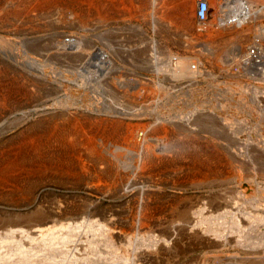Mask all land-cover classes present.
<instances>
[{
	"label": "bare ground",
	"instance_id": "obj_1",
	"mask_svg": "<svg viewBox=\"0 0 264 264\" xmlns=\"http://www.w3.org/2000/svg\"><path fill=\"white\" fill-rule=\"evenodd\" d=\"M145 1L151 3V5L155 8L158 4L160 5L159 10L161 11V13H163V15L162 17L160 15L156 16H158L157 18H160L161 21H166L168 24H175V26H177L178 28L180 27L183 30L185 29L189 32L192 27H196V29L200 27L199 30L205 29L207 31L205 34L207 35V37L211 38L209 39V42L207 41V46L209 47L207 50L211 51L216 49L214 50L215 53L213 52V56H211V60L214 59L215 63H222V55L224 52L226 53L229 50L228 48L230 47L229 41L231 42L233 40L231 44L233 42H237L232 44V47L234 46L233 48L235 52L233 51V54L231 53L233 61L235 56H240V60L238 61V63L234 61L236 67L239 69L245 66H258L255 69L256 71H259L258 75H260V79L264 80V27H254L255 25H252V22L254 24V21L257 18L264 17V0H262L261 2L259 0H206L209 4L208 17L206 20H200L196 15V20L199 25L193 24L191 18L194 17V8L196 7L195 10L197 11L198 3L200 0ZM78 3L79 0H0V49H17L16 42L10 39V36L6 37L7 35L4 36V34H2V31L6 30V26L9 21L10 26L8 27L10 28H7L12 31L20 29V27L33 30L34 26L32 25L37 19L39 20V18H49V15L54 12V10L56 11L55 13L58 14L61 21L65 18L67 13L69 14L71 12L76 14L77 12L74 11L79 7L80 4ZM119 3L120 2H118V4ZM101 4L102 0H81V6L86 5V7H90L91 9L89 10H92L93 14L95 13V15L97 16H102V12H104L105 14V7L107 5ZM81 6L79 7L80 9ZM133 7L134 4H132L131 7L132 11H134ZM107 9L108 7L106 8V11ZM123 9L124 7L122 8V10ZM85 10H87V8H85ZM147 10L149 11V7ZM79 13L83 14L79 16V18L82 17L80 18L81 23L87 25L88 23H86V20L89 18L86 19L87 16L84 12ZM147 14L149 16V13ZM157 18L155 17V19ZM152 25V28L154 27L155 29H157V25H154L153 22ZM38 27H35V29H38ZM30 33L33 34V31ZM201 34L197 33L196 36ZM19 35L21 34L19 33ZM193 35L194 34H192V37ZM246 35H248L250 39L257 38V40H255L254 42V45L251 44L253 43V41L250 40L251 42H249L248 40L249 44L252 45L251 48L248 47L249 44L245 45L242 42L243 38H245ZM31 37L33 38V36ZM63 37L64 35L62 36V39ZM192 37L189 38L191 39ZM62 39H60L61 42L59 41L56 45V50L52 52L49 51L51 54V63L50 61L47 62V68H45V70L42 69V75L40 74L42 76L40 79V81H42V89L45 92V96L48 99L51 98L53 100L52 105H54V110L55 108L57 109V114L53 111L55 115L53 119H51V121L49 120V118L45 120V122H43L40 126H35L36 129H34V132L32 134L30 132V136L26 140L24 139V141H22L19 145L20 147L18 152H5L3 150V153H6L5 156L7 155V157H5V159L3 157L4 160L2 159L3 162L1 161L2 163L0 164V189H4L1 186L4 182L11 181L13 178L18 179L19 182L22 181L24 175L26 178L27 175L30 174H32L33 176L40 175L41 177L42 175L48 176L58 185L67 184L66 182L69 180L66 179H73L75 181L78 180L80 176L85 175L88 177V179H91L89 184L85 186V189L88 193L98 191L99 193H103L102 195H104V193L109 194V199L111 198V202L114 203L111 205L108 204L107 206L103 207L104 205L100 206V203L91 201L87 196V198L85 197L82 200L79 199V201L81 200L80 219H76L70 222L71 224L69 223L70 225H68V228H65L66 230H64L63 227V231H61V229L59 231H56L58 230V228H54L55 230H51L50 228L46 230L48 234L46 233L45 235H43L42 232L43 236L26 234L24 236H21L22 238H15L14 236L17 230V227L15 228L14 225L15 223L12 224L10 221L4 223L5 225L3 229H6L8 231H6L8 235L5 234L6 237H4L5 235L3 236L4 238L2 242L5 239L7 242V247L6 245L4 247L0 246V264H145L146 260H153V258H155L154 255L156 256L159 252L163 255L170 253L173 249V243L175 244V248L177 247L176 245H180V242L177 241L178 238L176 239V241L174 240L175 242L171 243V241L164 236L161 237L157 235H148L147 237H145V234H142L139 231L135 234H129V232H124V228H122L121 226H123L124 223H129L132 227L137 228V226H139L141 229L143 227L145 228L147 224L149 225L148 222H162L159 214L163 213L167 209L169 210V215H167L168 217L166 219V222L168 223V226L171 230L183 229L184 236L187 235V238H191L192 242L195 241L196 243L197 240L203 241L206 233H208V230H210L207 228L208 225H212L213 223L216 224L213 221H215L217 218H214L213 215V218L208 216V213H210L209 208L211 206L209 196L205 192H207V187L210 184V181L213 180V176L218 175V172L220 171L217 170L218 167L222 166L225 161L227 163L223 151L217 145L212 144L213 140H211V138L209 137L211 133L208 130V125L210 123V119H213L211 117L212 114H210L207 110L210 101H203L201 103L202 110L203 108L206 109L205 112L202 111V114L198 115V109H189V112L183 115L179 112V109H181V104L179 107L178 103L179 100L178 102H176L177 100H175L171 103H167V101L165 100L166 103L162 101V103H160L162 97L161 94H168V91L165 92V89L163 88L160 92L156 93V95L155 93H147L145 96L139 97V94L141 95L143 90L146 91L148 87V85L141 80H138V82L136 83V90H133V88V91L129 90L130 94H127L129 99H131V103L135 106L132 109L136 108L139 111L137 113H132V111L128 113H120L119 111H117V109H107L100 101H91L90 97L85 98L84 101L80 100L76 103L74 101L68 100L67 98L62 99L60 98L59 94L64 91L66 92V89L70 86L69 83H71L69 79L75 77L76 74L81 72V67H85L87 69L86 79L92 81V84L96 82L93 86L97 85V83L99 85L102 84L103 81L101 78H104L103 76L108 75L114 67L112 61L113 58L111 59L106 57L105 55L99 53V51L89 47L88 45H86V47H88L89 50L85 49L81 52V49L74 48V46L81 48V43L77 42L76 40L69 41ZM152 39L153 46H156L157 41L154 40V38ZM27 43L28 42H26V45ZM18 45L19 44H17V46ZM11 52L12 51H10L9 53ZM165 53L166 54H163L162 52H159V50L154 51L153 56H151V59L149 58L148 61V63H150L149 68L152 69V72H155L156 79L158 80V83L160 85L161 79L166 76L165 73L167 72V70H169L167 66L169 62L173 61V63H176L178 66L185 65L181 67H188L189 69H191L189 66L192 65L190 60L183 59L176 53H173L171 51H167ZM208 55L211 54L209 53ZM15 56L16 57L14 58H17V55ZM130 57H133V55H130ZM47 58L48 56L46 57V59ZM132 60L134 61L133 58ZM21 61L23 62V60ZM138 61L141 60L138 59ZM220 64H218V66ZM261 65L263 67H261ZM9 67L12 68V65L8 66V69ZM225 69L226 71H229L228 67H225ZM37 73L39 72H36V74ZM36 74H33L32 79L34 80H31V82L34 84L36 82V78L34 75ZM109 79H112L113 83L117 81L122 82L121 77L119 78L118 76H113V78ZM85 84L87 83L85 82L81 88H84L82 90V93L85 92L87 94V88ZM138 86L142 87L139 88ZM137 87L139 90L137 89ZM81 88L78 87L77 89H74V92L78 93L79 91H81ZM217 89H219L217 90L218 94L220 95L219 97L228 98L229 100L234 101L233 95L225 94V91L220 87H217ZM126 92H128V90H126ZM252 97L253 99H251L253 101L251 102H256V91L253 92ZM175 102L176 104L174 105ZM0 104L2 103L0 102ZM214 108L215 112L217 113H225L223 112L221 104L218 107L214 106ZM81 109H94L95 113L97 114V118H93L94 116L92 115V117L91 115H88V113H86L87 115H85V113L84 115H81ZM143 117L147 119V123L140 122L141 124H138V122H135V124H133L129 121V124H126L122 120H120L129 118L130 120L131 118L140 120ZM126 121L127 120H125V122ZM124 125H126V128L124 127ZM192 125L195 127L198 126L197 129H199V131L196 129L193 131V134H191L190 130L193 129ZM171 128L173 129L172 131H170ZM180 135H182L184 138H181ZM247 156L249 155L247 154ZM213 169L215 170L214 173ZM232 175H230L232 176L229 177L230 179H234L237 184H240L241 187H246V189H248V191L251 193L250 197L245 196V200H247L248 198V202L250 203V208H252V210H246L245 208L247 206L245 207V205H243L245 208L240 210L235 209L236 211L231 210L227 211L226 213L224 210V212H221L224 214H221V217L219 216V213L218 218L227 219L226 224L227 226L228 224H230L229 226L231 230L229 233L223 234L220 231H217L215 232V238L217 243L223 245L236 243L237 245L242 247V249L247 251V255L249 254L252 257V259L250 257L251 260L248 259V261H250L248 264H261L259 262V259L264 258V229H260L257 224L259 222H264V203L260 202V199L264 200V192L260 190V187L254 188L253 186L255 184L249 185L247 182L244 183V179L242 178L243 176L236 173ZM164 178L171 179V181H166V179ZM164 183L166 185H172L170 186L171 190L173 187H176L180 192H182V194H186V200H191L192 198H194L193 196H198L196 203H199L200 201V205H194L192 203L193 205L181 206L176 200V198L178 199V197H173V193V195L171 194L170 197L168 196L169 198H167V200L162 201L164 197L161 199L156 190H158V188L160 187L164 188ZM51 186L53 187V185ZM59 187L62 186L56 185V188ZM138 187L140 191L136 194H132L131 191H136V188ZM31 188V185H26L24 186V188L22 187V189L20 187L19 189L14 188L12 190H22V192L25 191L30 193ZM121 191L123 192V194H119ZM198 191L200 195H194ZM236 194H238V192ZM87 195L90 196L91 194ZM54 196L52 195V197ZM63 196L65 195H62V197ZM243 196L244 193L240 198L236 197V195H234L233 197L234 199H237L238 202V200ZM58 199L60 200V197ZM52 200L56 201V199L54 200V198ZM115 200L119 204H116ZM127 201L130 202V208H127L128 213H126V209L123 208V203H126ZM64 202L58 201L56 202L55 206L52 202L53 208L50 210V214H48V220H50L52 224H63L68 220L66 216L69 214V210L71 209L72 211L73 209L69 208L68 206L71 201L70 203L68 202L69 204L67 206H65ZM72 204L74 203H71V205ZM36 212L37 211L33 213ZM125 213L127 215H125ZM47 217L48 216H46V219ZM68 217L70 218V216ZM29 218L32 217L30 216ZM29 218L28 220H30ZM42 218L44 217H39V219ZM161 218L164 219L165 217L163 218L161 216ZM34 220L35 219H33V221H30L34 222ZM246 220H249L252 223V226L249 229H245L242 224V221L246 222ZM203 225L205 226L202 227ZM219 225L222 226L221 224ZM139 227L137 229H139ZM224 229L226 230V228ZM235 236H237V238H231ZM0 237L2 238V236ZM18 237H20V235ZM13 239L16 240V242H12ZM32 239L37 241L34 248L30 245L31 249L29 251H23L20 249L21 247L26 246L28 243H31ZM145 244L147 245L146 247H144ZM46 247H50L51 249L53 248V250L57 252V254L63 253L64 255L62 254L59 257V254L57 255L56 253L55 256H53L54 254L50 255L45 251H40L45 249ZM150 247H153V250L149 249ZM155 249H157L158 251L155 252ZM78 253L81 254V257L77 255ZM206 255L208 256V254ZM202 262L203 260L201 261V263Z\"/></svg>",
	"mask_w": 264,
	"mask_h": 264
},
{
	"label": "rangeland",
	"instance_id": "obj_2",
	"mask_svg": "<svg viewBox=\"0 0 264 264\" xmlns=\"http://www.w3.org/2000/svg\"><path fill=\"white\" fill-rule=\"evenodd\" d=\"M130 1L131 0H126V1L125 0L123 1L122 0H117V1L116 0H104V1L102 0V4L107 5L105 7V14L104 12H102L101 14L102 16H97L95 15V13L93 14L92 10L91 11L89 10L91 9L90 7H86V5L81 6V0H79L78 4H80L79 7L81 6V9L78 7L77 10L79 11L77 10L74 11V12H77L76 14L71 13V12L69 14L67 13L65 18L61 21L59 19L58 14L55 13L56 11L54 10V12H52L49 15V18H39V20L37 19L36 20L37 23L35 21V23L32 25L34 26L33 30L20 27V29L12 31L8 29L10 28L8 27L10 26L9 25L10 21L8 22L6 26V30H3L2 34H4V36L7 35L6 37L10 36L9 38L14 40V42H16L17 49H14V50L13 49L6 50L3 48L0 49V57L1 55L3 57V58L2 57L0 58V67L2 66L0 68V77H1L0 78V85H1L0 86V98H1L0 102L2 103L0 104V151H1L0 155L2 153V155L0 156V164L3 162L5 157H7V155L5 156L6 153H3L4 151L5 152L13 151L15 153L18 152L19 147H20L19 145L21 144L22 141H24V139L26 140L30 136V132L31 134L34 132V129H36L35 126H40L43 122H45V120L49 118H50L49 120L51 121V119H53L55 115L54 113L57 114V109L55 108L54 110L53 108L54 105H52L53 100L51 98L48 99L45 96V92L42 89V81H40V79L42 77L41 76L42 69L45 70V68H47L46 63L49 61L51 63L50 52L56 50L55 48L56 45L58 44V42L60 41V39H62V36L64 35L62 40L64 39L69 40V41L76 40L77 42L81 43L80 44L81 48L74 46L75 49L76 48L81 49V52L84 51L85 49L89 50V48L86 47V45H88L89 47L99 51V53L105 55L106 57L111 58V59L113 58L112 61H113L114 67L108 75L103 76L104 78H101L103 81L102 84L99 85L97 83V85L95 86L93 85L96 82L92 84L93 83L92 81L86 79L87 69L85 67H81L82 68L81 72L76 74L75 77H72L69 79L71 83H69L70 85L69 88L66 89V92L68 93L64 91L59 94L60 98L62 99L67 98L68 100L74 101L76 103V102H79L80 100L84 101L85 98L90 97L91 101H94V100L100 101L107 109H114V110L117 109V111H119L120 113H123V112L128 113L130 111H132V113H137L139 111L136 108L132 109L135 106L131 103V99H129L127 94L128 93L130 94V91L136 90L135 88L136 83L138 82V80H141L142 82L146 83L148 87L146 91L143 90L141 95L139 94V97L145 96L147 93H155L156 95V93L160 92L161 89L163 88L165 89V92L168 91L167 92L168 94L167 93H166L167 95L163 93L161 94L162 97H161L160 103L162 102L166 103V101L167 103L168 102L171 103L172 101H175V100H177L176 102H178L179 100L178 102L179 107L181 104V109H179V112L183 115L189 112V109L190 110L198 109V112H197L198 115L202 114V111L205 112L206 109L203 108L202 110L201 103L203 101L205 102L210 101V103L208 104L207 110L209 111L210 114H212L211 117L213 119H210V123L208 125L209 126L208 130L211 133L209 137L211 138V140H213L212 144L217 145L223 151V153L225 154V158L227 160V163L225 161V163H223L222 166L218 167L217 170H220L218 172V175L213 176L212 178L213 180L210 181V184L208 185L209 188L207 187V192H205L209 196L210 206H211L209 208V211L211 214L208 213L209 214L208 216L212 217L213 215L214 218L217 217L216 218L217 221L216 220L213 221L216 224L213 223L212 225L210 224L208 225L207 228L210 230H208V233H206L207 237L205 236L204 238V240L206 241L197 240L195 243V241L192 242L191 238H187V235L184 236L183 229L171 230L169 228L168 223L166 222V219L168 217L167 215H169L168 209L165 210L163 213H161L162 215L159 214L160 215L159 217L162 220V222H159V221L157 223H155L156 221L151 222V223L148 222L149 225L147 224L145 228L143 227L144 229L143 228L140 229L139 226H137V228L139 227V229H137V228L132 227L129 223H124L123 226L121 227L124 228L123 229L124 232H129V234H135V233H138L139 231L142 234H145V237H147L148 235L150 236L157 235L161 237L164 236L165 238L167 237V239H169L171 243L175 242L176 239L178 238L177 241L180 242V245H176L177 247L175 248L174 246L175 244L173 243L172 245L173 249L170 253L163 255L162 253L159 252L160 254L157 253L156 256L154 255L155 258H153V260L152 259L146 260L145 264H149V263L150 264L152 263L153 264H235L236 262H238L236 264H243V263L248 264L250 262L248 261V259H250L251 256L249 254L247 255V251L242 249V247H240L236 243H234L236 245H234L233 243H230V245L229 244L223 245V244L217 243L216 238H215L216 236L215 232L220 231L223 234V233H229L231 230L229 226L230 224H228V226L226 224L227 219L218 218V214L220 213L219 216L221 217V214H223L221 212H224V210L226 213L227 211H231L235 209H239V210L243 209L246 206H247L245 208L246 210L248 211L252 210V208H250V203L248 202V198L247 200H245V196L250 197L251 193L248 191V189H246V187L244 186L241 187L240 184H237V182L234 179H230L229 177H232L233 176L232 174L236 173V174L243 176L242 178L244 179V183L247 182L249 185L255 184L253 186L254 188L260 187V190L264 192V155H263L264 154V80L260 79V75H258L259 71L258 70L256 71L255 69L258 66L256 67L245 66L246 68L243 67L239 69L236 67L235 62L238 63V61L240 60V56H235L234 58L235 62L233 61L232 54H233V51L235 52V50L233 48L234 46L232 47V44L237 43V42H233L231 44L233 40L231 42L229 41V45H230V47L228 48L229 50L226 53L224 52L225 54L223 53L222 55V58H223L222 63L221 64L220 62L215 63L214 59L211 60L212 59L211 56H213V54L215 53L214 50L216 49L211 50V51L207 50L209 48L207 46V41L209 42V39L211 38L207 37V35L205 34L207 31L205 29L199 30L200 27L197 29L196 27H192L190 30L191 32L190 33L189 31L185 29L183 30L180 27L178 28L177 26H175V24H172V23L168 24L166 21H163V20L161 21L160 18L158 19L157 17L159 15L161 17L163 15V13H161V11L159 10L160 9L159 4H158L159 6L157 5V7L155 8L151 5V3H148L145 0H138V1L133 0L131 2ZM259 1L261 2L262 0H259ZM118 2L120 3L118 4ZM132 4H134V7H133L134 11H132V8H131ZM135 6L137 7L138 10L136 9ZM107 7L109 9V10L107 9L108 12L106 11ZM123 7L125 9V10L123 9L124 11L122 10ZM148 7H149V11L147 10ZM85 8H87V10H85ZM195 9L196 7L194 8V15H193L194 17H192L191 20L193 21V24L199 25L196 20V10ZM79 12H82V13L84 12L85 15L87 16L86 19L89 18L86 20L87 21L86 23H88L87 25H84L81 23L80 18L82 17L79 18V16L83 14ZM108 13L111 15H109ZM147 13H149V16ZM155 17L157 19H155ZM151 21L153 22L154 25H157V29H155L154 27L152 28L153 25ZM263 23H264V17L257 18L254 21V24L252 22V25L253 26L255 25L254 27H264ZM35 27L36 28L38 27V29H35ZM4 31H7V32H4ZM32 31H33V34L30 33ZM25 32L28 34V36L29 35L30 36L28 37ZM19 33L21 35H19ZM197 33L199 34L202 33V34L196 36ZM192 34L195 35V36L193 35L194 38L192 37ZM31 36H33V38ZM36 36L37 37L39 36V37L37 38ZM189 37H192L193 39L192 38L190 39ZM152 38H154V40L157 41L156 46H153ZM248 40L249 42L253 41V43L251 44L254 45V42L255 40H257V38L250 39L249 36L246 35V37L243 38L242 42L245 45H248L249 44ZM29 41H30V44H29ZM26 42H28L27 45H26ZM17 44H19L20 46L19 45L17 46ZM251 44H249L250 46L248 45V47L251 48L252 47ZM156 49L159 50V52H162L163 54H166L165 52L167 51H171L173 53L178 54L183 59L190 60L192 65H190L189 67L191 69H189L188 67H181L185 65L178 66L176 63L174 64L173 61H171L172 63L169 62L167 64L169 70H167V72L165 73L166 76L161 79V85H160L158 83V80L156 79L155 72H152V69L149 68L150 63H148L149 58L153 56L154 51H157ZM10 51L12 52L9 53ZM207 53L208 54L210 53L211 55H208ZM15 55H17V58H14L16 57ZM130 55H133V57H130ZM47 56L48 58L46 59ZM135 57H136V60H135ZM144 57L147 59H145ZM132 58L134 59V61L132 60ZM138 59H140L141 61H138ZM21 60H23V62ZM218 64L220 65L218 66ZM10 65H12V68L9 67L10 69L9 70L8 66ZM225 67H228L229 71H226L227 68L225 69ZM261 67L263 66L261 65ZM12 71H13V74H12ZM36 72H39V73L36 74ZM33 74H36L34 75L36 78L35 80L36 85L31 82V80H34L32 79ZM112 75L118 76L119 78L121 77L122 82L117 81L113 83L112 79H109V78H113ZM84 81L87 83L85 84L87 88L86 90L87 94L85 92H84L85 94L82 93V90L84 88H81V87L85 83ZM78 87L81 88V91H79L78 93H75L74 89H77ZM138 87L140 88L142 86H138ZM217 87H220L221 89H223L225 91V94L233 95L234 101L229 100L228 98L219 97L220 95L217 92V90L219 89H217ZM126 90H128V92H126ZM254 90L257 92V100L256 102L255 101L251 102L253 101L252 96H253V92H255ZM21 91H23L24 94ZM176 102L174 103V105L176 104ZM128 103L131 105H129ZM220 104L223 108V112H225L223 114L221 112L219 113L215 112L214 106L218 107ZM209 106H212V107H209ZM81 112H82L81 115H84V113L85 115H87L86 113H88V115H91V116L93 115L94 116V117L92 116L93 118H97V114L95 113L94 109L93 110L81 109ZM176 114H179V113H176ZM120 120H122L126 124H129V121L133 124H135V122L136 123L138 122V124L140 122L141 123L148 122L147 119L144 117L140 120L135 119V118H131V120L130 118L124 119V120L120 119ZM125 120L127 121L125 122ZM124 127L126 128V125H124ZM192 127L193 129L190 130L191 134H193V131L196 130L198 126L195 127L192 125ZM172 130L173 129L171 128L170 131ZM197 130L199 131V129ZM180 137L184 138L182 135H180ZM233 148H236V149H233ZM247 154L249 156H247ZM239 157H241L242 159ZM214 172L215 170L213 169V173ZM30 175H27L26 177L27 179L25 178V175H24L22 181L18 182V179L13 178L11 181L4 182L1 185L4 189L2 188L0 189V236H2V238L0 237L1 238L0 246L4 247L6 245L7 247L6 240L4 239L3 242L2 240L4 237H6L5 234L8 235L7 233L8 231L6 229H3L5 225L4 223L8 221H10L12 224L15 223L14 224L15 228L17 227L16 233L14 236L15 238L16 237L22 238L21 236H24L26 234H32L34 236H43L47 233L46 230L50 228L51 230L54 228L56 229L58 228V230L56 231H59L60 229L61 231H63V227H64V230H66L65 228L69 227L68 225L71 224L70 222L76 219L77 220L80 219L81 200L84 199L86 196L90 198L91 201L100 203V206L104 205L103 207L107 206L108 204L111 205L114 203V202H111L112 201L111 198L109 199L108 197L109 194L104 193V195H102L103 193H99L98 191L97 192L93 191L94 193L93 192L88 193L85 189L86 188L85 186L89 184L91 179H88V177L85 175L80 176L78 180H75V181L73 179H66V180H69L66 182L68 185L67 184L58 185L53 180H51L50 177L48 176L42 175L41 177L40 175H34V176L32 174ZM164 179H166V181H169V182L171 181V179H167V178H164ZM13 185H15L16 187ZM23 185L24 186L31 185L32 187L31 192L29 193L25 191L22 192V190H16V191L12 190L14 188L19 189L20 187L22 189V187L24 188ZM51 185H53V187ZM56 185L62 186V187L56 188ZM259 185H262V186H259ZM164 186H165L164 188L160 187L161 189L158 188V190H156V192H158V195H160L161 199L164 197L162 201L167 200V198H169L171 194L173 193L174 194L173 197H176V196L178 197V199L176 198V200L181 206L193 205V204L200 205V201L199 203H196L198 196H193L194 198H192L191 200H186L185 199L186 194L185 195L182 194V192H180L178 188L173 187L171 190L170 186L172 185H166L165 183H164ZM139 191L140 189L138 187L136 188V191H133L135 193H133L132 191L131 193L136 194ZM237 192L238 194H236ZM243 193H244V196L241 199H239L237 202V199H234L233 196L236 195V197L240 198ZM61 194L65 196L62 197ZM87 194H91V195L89 196ZM119 194H123V192L121 191ZM52 195L53 196L55 195V196L52 197ZM68 195L70 196L71 199L69 198ZM194 195H200L199 191L196 192ZM57 197L58 198L60 197V200ZM53 198L54 200L56 199V201H53L52 200ZM49 199L52 201H50ZM79 199L81 200L79 201ZM58 201H62V202L66 201L64 202L65 206H67L71 201V203H74V204L71 205L70 203L68 206L69 208H72L73 210L72 211L71 209L69 210V214L66 216L68 219L66 222H64L63 224H52L50 220H48L49 218L48 214H50V210L53 208V203L55 206L56 202ZM260 202L264 203V200L260 199ZM117 203L118 202L116 201V204ZM50 204H51V207H50ZM123 205H124L123 208L126 209L125 211H127V208H130L129 207L130 202L128 201L126 203H123ZM243 205H245V207ZM39 209H40V212H39ZM35 211H37L38 213L37 212L33 213ZM126 213H128V211ZM126 213L125 215H127ZM30 216L32 218H29ZM46 216H48L47 219H46ZM68 216H70V218ZM161 216L165 218L162 219ZM39 217L40 218L44 217V218L39 219ZM28 218L32 221L33 219L35 220L34 222H32L28 220ZM219 224H221L223 227L220 226ZM242 224L245 229H249L252 226V223L249 220H246V222L242 221ZM204 226L205 225H203L202 227ZM257 226L260 229H264V222L263 223L259 222ZM147 227L150 229H148ZM224 228H226V230ZM42 232H43V235H42ZM166 233L167 234L172 233V234L167 235ZM19 235L20 237H18ZM231 238H237V236L231 237ZM14 239L12 240V242L13 241L16 242V240ZM32 240H31V243H28L26 246H23L20 249L23 251H29L31 247L34 248L37 241L34 239ZM146 246L147 245L145 244L144 247ZM152 248L153 247H150L149 249H152ZM40 251L42 252L45 251L49 253L50 255L54 254L53 256H55V253L57 254V252H55L53 248L51 249L50 247H46L45 249L40 250ZM156 251L158 250L155 249V252ZM62 254H59L58 256L60 257V255ZM206 254H208V256ZM77 255L81 257L80 253H78ZM200 259L201 261L203 260L204 263L203 262L201 263ZM259 260L261 264L262 263L264 264V258L263 259L261 258Z\"/></svg>",
	"mask_w": 264,
	"mask_h": 264
},
{
	"label": "built area",
	"instance_id": "obj_3",
	"mask_svg": "<svg viewBox=\"0 0 264 264\" xmlns=\"http://www.w3.org/2000/svg\"><path fill=\"white\" fill-rule=\"evenodd\" d=\"M209 13V4L206 0H200L198 3L196 15L200 20H206Z\"/></svg>",
	"mask_w": 264,
	"mask_h": 264
}]
</instances>
